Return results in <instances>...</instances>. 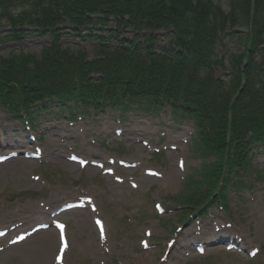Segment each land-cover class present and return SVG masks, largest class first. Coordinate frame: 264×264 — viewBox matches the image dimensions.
Instances as JSON below:
<instances>
[{
    "label": "trees",
    "instance_id": "obj_1",
    "mask_svg": "<svg viewBox=\"0 0 264 264\" xmlns=\"http://www.w3.org/2000/svg\"><path fill=\"white\" fill-rule=\"evenodd\" d=\"M4 22L0 43L48 37L50 45L37 56L0 54L1 103H169L197 120L204 163L191 192L206 186L199 196L207 200L223 194L221 179L245 186L234 179L253 170L249 155L264 141V0H0Z\"/></svg>",
    "mask_w": 264,
    "mask_h": 264
},
{
    "label": "rangeland",
    "instance_id": "obj_2",
    "mask_svg": "<svg viewBox=\"0 0 264 264\" xmlns=\"http://www.w3.org/2000/svg\"><path fill=\"white\" fill-rule=\"evenodd\" d=\"M44 42L3 44L0 53L40 55ZM106 113L115 115L91 117L90 122L82 125L83 131L67 125L60 117L55 119L52 113H44L35 120L34 131L14 127L10 121L13 131L6 128L8 133H4L6 114L4 118L0 116L3 124L0 147L17 141L21 144L35 134L39 140L36 144L44 149L40 160L20 157L0 165V228L18 225L10 230L9 237L0 238V264H55L59 239L53 227L20 245L8 246L9 238L18 230L53 218H59L68 228V249L62 264H264V148L259 154L263 169L254 172L256 179L252 186L234 189L225 209L214 208L206 217L198 219L196 213L191 218L190 209L183 205L195 197L187 196L190 194L186 182L200 166L190 143L192 122L182 117L180 124H176L170 111L160 117L139 111L125 117H118L116 111ZM115 128H122L123 133L115 135ZM144 140L148 144H142ZM172 145L178 149L172 150ZM72 151L86 159L102 161L106 167L113 166L110 157L126 160L135 167L125 169L116 164L114 174H104L98 166L88 164L82 168L69 161ZM183 160L184 169L178 165ZM148 169L159 175H149ZM133 181L137 188L132 186ZM79 196L94 198L97 209L71 210L52 216L56 208ZM157 203L165 207L164 214L157 212ZM95 216L105 222V238L98 233ZM186 217L189 221L184 222ZM179 227L183 228L180 232ZM146 230L152 236L148 237ZM45 233L50 236L48 248L42 242ZM173 238L177 241L170 247ZM143 239H148L151 249L143 248ZM230 242L238 244L239 249L229 248ZM199 244L206 247L205 253L197 251ZM254 248L259 253L253 258L249 252Z\"/></svg>",
    "mask_w": 264,
    "mask_h": 264
},
{
    "label": "bare ground",
    "instance_id": "obj_3",
    "mask_svg": "<svg viewBox=\"0 0 264 264\" xmlns=\"http://www.w3.org/2000/svg\"><path fill=\"white\" fill-rule=\"evenodd\" d=\"M4 229V228H3ZM51 237L52 238H55V235H53V234H51ZM37 240H39V239H37ZM49 240H50V236L47 234V233H45V234H43V237H42V242H45L46 243V247L45 248H48L49 247ZM23 243V242H22ZM21 243V244H22ZM18 245H20V244H18Z\"/></svg>",
    "mask_w": 264,
    "mask_h": 264
}]
</instances>
